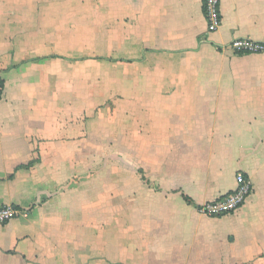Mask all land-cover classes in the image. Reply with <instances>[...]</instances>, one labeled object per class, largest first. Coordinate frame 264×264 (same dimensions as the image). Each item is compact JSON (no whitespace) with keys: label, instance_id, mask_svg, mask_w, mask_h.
<instances>
[{"label":"crops","instance_id":"crops-1","mask_svg":"<svg viewBox=\"0 0 264 264\" xmlns=\"http://www.w3.org/2000/svg\"><path fill=\"white\" fill-rule=\"evenodd\" d=\"M220 12L0 0V264H264V54L231 49L264 0ZM239 174L245 206L200 214Z\"/></svg>","mask_w":264,"mask_h":264},{"label":"built area","instance_id":"built-area-1","mask_svg":"<svg viewBox=\"0 0 264 264\" xmlns=\"http://www.w3.org/2000/svg\"><path fill=\"white\" fill-rule=\"evenodd\" d=\"M221 0H204V11L208 23V31L216 32L221 24ZM231 49L237 54H264V44L250 40H236L231 44ZM4 86L0 78V100L3 96ZM253 193L251 181L239 174L236 177V188L231 193L218 198L199 208L200 214L209 218H223L233 215L242 209ZM21 213L12 207L0 210V223L9 222Z\"/></svg>","mask_w":264,"mask_h":264},{"label":"rangeland","instance_id":"rangeland-1","mask_svg":"<svg viewBox=\"0 0 264 264\" xmlns=\"http://www.w3.org/2000/svg\"><path fill=\"white\" fill-rule=\"evenodd\" d=\"M115 153H117V152H114L112 147H111V148H109V147H106V148H105V156H106V159H107L108 157H110L109 159L111 160L112 155L115 154ZM121 153H122V154H123V153L127 154V147H126V148H122V149H121ZM104 164L106 165L107 162H105ZM124 165H126V164H124Z\"/></svg>","mask_w":264,"mask_h":264}]
</instances>
